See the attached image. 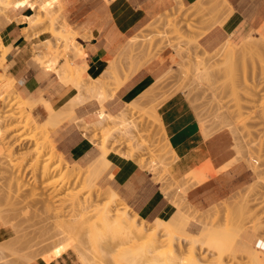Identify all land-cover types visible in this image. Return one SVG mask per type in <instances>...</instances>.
Listing matches in <instances>:
<instances>
[{
	"label": "rangeland",
	"instance_id": "rangeland-1",
	"mask_svg": "<svg viewBox=\"0 0 264 264\" xmlns=\"http://www.w3.org/2000/svg\"><path fill=\"white\" fill-rule=\"evenodd\" d=\"M95 1L98 3V0H94L93 11H97ZM101 1L108 3L109 0ZM208 1L200 0L191 7H185L178 0H174L175 3L172 8L166 9L154 17L153 15L148 17L135 29L131 30L125 37V43H123L121 49L112 57L114 58L112 62L114 61V64H116L117 70L113 71L115 73L112 72L102 77L101 88L93 93L86 92V86H90L94 82L89 78L85 80L82 69L79 70L81 78L80 74H78V78L77 73H74L77 77L75 78L73 75L71 76V71H69L70 73L66 72V68L69 70V66L65 67L67 66L65 64H74L73 61L78 56L79 45L77 46L75 43L76 33L63 17L66 11L62 6L64 0H11V7L9 8L15 7L18 3H23L28 9H33L34 15L32 18L39 22V24L33 26H30V22H28L26 23L27 28L23 30L26 41L35 39L30 42L32 43L33 61L37 62L39 60V63L37 62L39 67L41 66L43 70L55 73L62 83L72 85L77 91L76 96L62 107V110L61 108L58 109L61 111L58 115L63 114L59 118L56 115L57 117H53L55 119H51L56 122L57 119L59 120L63 116H66V118L70 116L64 121H71L74 127L83 133L84 137L92 143L94 153L91 156L88 155L85 161L79 164L69 161L56 149L53 136V132L62 121L52 127L50 125L54 124L52 120L47 119L48 121L51 120L50 124H47V120L41 122L42 117L39 113L35 114L34 119L40 121L41 125L40 122H37L39 123L38 126L33 121L29 122V129L26 131H22L19 127L14 128L19 124L16 120L1 125L0 187H2L0 188V200H4L3 198L8 195L7 186L12 175L15 178V175H18L19 181L25 184V190L21 193L22 197L17 199L18 203L15 202V205L4 203L0 205V264H29L36 259L44 260L48 255H52L51 260H53L64 253L67 264H256L253 259H255L256 256L254 255L258 251L260 252H258L259 255L257 253L259 258L256 259L257 261L258 259L261 260V262L258 261L259 264H264V239H262L264 238V57L260 60L250 55V52L245 51V45L242 44L244 38L254 39L253 42H260L264 36L253 32L239 41L228 40L229 42L225 41L215 49H206L200 44L199 39L213 26L223 25L221 21L225 20V17L231 15L230 12H232V9L227 6L228 4L224 0H216L218 2L217 6L212 5L213 0L209 1L210 3ZM9 8L6 9V13L0 15V18L5 17L4 15L7 16ZM29 12L32 14L30 9ZM52 22L55 23L56 30L69 31L67 32L69 37H73L68 38L70 42L67 41L66 44L61 38L51 37ZM42 33H44L43 36L38 38ZM228 43L233 44L234 47H231L233 51L235 50L233 53H236L232 61H229L230 59L226 60L223 54L220 55L221 49ZM3 48L4 45L0 38V77L5 80L3 84L7 88L8 86L13 88V82L7 78L5 73V59L9 48H7L8 50L5 49L7 52L2 56ZM219 49L220 51H218ZM240 49H243L246 52L245 54L249 55L243 57L242 55H245L244 51ZM238 52L239 54H237ZM240 57L245 59L242 60L243 58ZM150 62L162 64V69L154 78L153 83L130 103L116 102L115 105L109 107L106 102L113 99L114 92ZM77 71L76 66L74 72ZM157 79L159 80L156 83ZM177 93L182 94L187 100L204 137L208 138L213 134L220 133L229 141L230 151L234 153L229 166L238 162L242 163L252 174V181L248 185L204 210L195 209L186 201L185 197L186 192L191 187L205 180L206 174L211 170L210 166V170L194 172L190 176L177 178L176 173L173 172V165L175 159H177L176 154L174 151L171 152L168 147L160 149V146L163 147L166 142V137L160 117L157 118L153 115V110L158 109L163 101ZM17 95L19 98L30 102L29 104L23 103L31 108L29 109L30 114L34 113L33 109L37 102ZM103 97L105 99L102 101V105L106 114L117 116L120 113H126L125 119L128 131L125 134L113 130L115 133L112 132L113 135L106 139L105 136L102 137L104 129L91 125L96 120L97 110L100 109L97 101L103 99ZM87 102L93 105L95 113L88 119L83 117L84 122L89 127L86 125V129H81L78 117L83 115L78 114L77 110ZM133 102L135 105L139 104V106H135L132 104ZM2 110L7 114L12 112L9 107L4 108L3 106L1 114L4 113ZM109 124L113 126L112 123ZM116 127L120 130L119 126ZM3 129L4 131L7 130V133H4ZM27 131L36 134L34 140H21L27 134ZM16 133L19 134L11 138V135ZM102 139L108 141L105 142ZM44 140L61 156L67 165L79 172V175L67 179V184L63 187L60 186V176L58 174H53L50 178V180L57 182L55 197L52 199L53 205L56 210H61L67 216L63 217L62 220L70 218L67 212L71 203L69 194L75 195L80 200L84 198L94 199L96 200L94 204H102L108 200V195L105 193L108 187H105L102 182L103 173L98 178H94L90 184L83 181L84 176H87L85 173H87L88 163L100 154L105 147L104 149L107 152H103L107 153V157L113 154L120 159L133 160L141 169L152 174L153 181L159 184L162 192L174 207V212L168 217L156 219H170L174 216L175 206H177L184 215L188 216L189 222L184 225L186 232L194 235L199 234L198 239L192 245L187 238L184 240L185 237L177 228L178 231L174 230L175 233L168 234L169 237L165 233H159L163 242L158 244L157 250L152 251L153 253L150 254L148 250L144 249L149 256L145 255L146 252H143V254L141 251L139 254L135 249L129 248L131 246L129 243L122 244L123 246L115 244L113 246L111 243V248L108 238V245L100 243L99 239H97L98 245L95 242L96 247L89 243L90 249L93 246L95 253L94 250L89 251L88 243L86 248L89 250L85 252L83 250L86 249L84 247L86 245L83 244V246L80 242L82 247L78 243L83 249L82 252L86 254H84L85 256L82 255L83 253L81 254L82 258L84 257L83 259L77 253L80 247L76 250L68 249L65 252L61 249L62 253H60L59 247L62 244L57 245L56 240V250L52 248L48 253L46 252L47 254L38 253V256L30 253L27 250L28 247H31V245L36 246V243L44 241L36 242L39 237L42 238L41 234L44 232L42 230L51 229L50 231H52V228L55 229L53 220L49 222H46L47 220L41 221L45 216L43 212L40 214V204H37L39 207L36 206L38 212L34 207L35 211L32 207H27L28 201L30 202L33 199L29 197V191L34 188L37 192H40L42 188H40L41 182L34 178L29 167L30 157L24 155L32 152L36 144L39 145L38 143L41 144ZM103 142L104 145H102ZM17 143L19 145H15ZM46 145L43 150L44 153L49 154L51 150ZM160 155L161 159L159 158ZM52 189L50 188L48 191ZM123 205L128 208L131 214L136 215L120 199L116 209H122ZM36 212L40 215H37ZM136 217L138 221L145 222L149 232L153 231L152 226L156 220L149 222L140 219L137 215ZM40 221L43 222V226L46 223L45 228L40 223L38 224ZM57 228L55 231L59 232ZM47 230H45V235L43 234L44 237L48 238L49 233L54 235V232ZM237 233L238 235H236ZM234 236L236 239L231 240ZM32 238L35 239V242ZM56 239H58L57 236ZM78 239L80 238L77 236L76 241ZM250 240L254 242L252 243ZM100 241L102 242V239ZM248 243L250 250H247ZM178 244L180 245L178 246ZM101 245L104 247H101ZM180 246L181 249H178ZM250 246L252 247L250 248ZM135 247L137 249L139 246ZM191 248L194 253L190 252ZM105 249L109 251L105 253ZM251 249L253 252H251ZM57 250H59L58 253ZM131 250L135 252H129ZM173 251H176L179 256L175 262L171 260L170 256L174 253ZM249 251L253 254L256 252L251 256L252 254H249ZM56 253L57 255H55Z\"/></svg>",
	"mask_w": 264,
	"mask_h": 264
},
{
	"label": "crops",
	"instance_id": "crops-1",
	"mask_svg": "<svg viewBox=\"0 0 264 264\" xmlns=\"http://www.w3.org/2000/svg\"><path fill=\"white\" fill-rule=\"evenodd\" d=\"M197 1L178 0L185 7H191ZM225 1L232 9L231 15L223 25L210 28L199 39L200 44L212 50L225 41L236 42L253 32L264 36V0ZM95 2L97 11H93L94 0H64L62 4L66 9L63 17L77 35L75 43L84 50L83 57L76 63L85 66V80L96 79L105 73L131 30L148 17L172 8L175 3L174 0ZM30 15L29 9L23 3H18L9 8L7 16L4 15L6 18H0V38L2 44L9 48L5 73L13 82L17 94L33 102L46 101L58 110L67 105L77 91L72 85L62 83L55 73L43 70L33 61L30 42L35 39L26 41L23 30L27 24L22 20ZM161 69V63H148L123 83L106 104L110 107L116 102L130 103L153 83ZM22 100L25 104L30 103ZM156 111L165 137L177 157L173 165L176 177L183 178L208 170L209 166L211 168L203 182L186 192V201L195 209H207L252 181V174L242 163L227 165L234 153L230 151L226 137L220 133L204 137L194 112L182 94L169 97ZM77 112L85 119L95 113L89 102L78 108ZM53 136L56 149L71 162L79 164L94 153L92 143L69 120H63ZM108 158L110 166L103 172V184L140 219L152 222L156 218L168 217L174 211L159 184L153 181L151 173L141 169L133 160L120 159L113 154ZM64 254L49 262L36 259L29 264H67Z\"/></svg>",
	"mask_w": 264,
	"mask_h": 264
},
{
	"label": "bare ground",
	"instance_id": "bare-ground-1",
	"mask_svg": "<svg viewBox=\"0 0 264 264\" xmlns=\"http://www.w3.org/2000/svg\"><path fill=\"white\" fill-rule=\"evenodd\" d=\"M209 1H211V0H209ZM213 1L211 2L212 5L217 6L218 5V2H217L218 0L217 1L215 0L216 3H215V1L214 2ZM10 2H11V0H0V15H3L4 13H6V9L11 7ZM29 9L32 11V14L30 16H27V17L23 18L22 20L25 21L26 23L30 22V26L39 24L38 21H36L35 19L32 18L33 15H34L33 9L32 8H29ZM231 13L232 12H230V14ZM225 16H227V15H225ZM229 16L230 15H228L227 17H229ZM227 17H225V20L221 21L222 24H224L228 20ZM19 23H22V22H19ZM21 26H23V25H21ZM67 32H69V31H66V30L64 31L63 29L62 30H56L55 23H53V22L51 23V29H50L51 37L57 38V39L61 38L66 43L67 41H69L68 38L69 39L73 38L71 36L69 37V34ZM243 40H244V42L242 44L245 45L244 47L246 48L245 51H247V53L250 52V55L255 56L256 58H258L260 60L262 59V57H264V38H262V41H260V42H258V41H256V42L254 41L253 42L254 39L253 40H249L247 38H244ZM231 46H233V44L232 45L230 43L225 44V47L223 49L220 48L221 49V54L219 53L220 55L223 54L226 60L230 59L229 61L234 60V55L236 54V53L235 54L233 53L235 50L233 51ZM7 48L8 47L4 46V48H3L4 52L2 53V56L4 55L5 52H7V51H5V49H7ZM220 49L218 51H220ZM241 51H244V50L242 49ZM245 51H244V54L246 53ZM0 52H1V50H0ZM237 54H239V52ZM83 55H84V50L82 49L81 46H79L78 56L75 58V60L71 57L74 60L73 61V63H74L73 65L74 66L72 64H70V63L65 64V65H67L65 67L69 66V70H68V68H66L67 69L66 72L71 71L72 72L71 76L73 75L75 77V74L77 73L76 76L78 77V74H80V78H81V72L79 70L82 69L85 72V66H81V65L76 63V61L78 59L82 58ZM247 55H249V54H245V55H242V56L243 57L244 56L247 57ZM244 59L245 58H243L242 60H244ZM37 62L39 63V60H37ZM75 65L77 66V69H78L77 72H74L76 70V66ZM116 70H117V66H116V64H114V61H113V62H111L109 64V66H108L107 70L105 71L104 75H102V76H100V77H98L96 79L89 78L94 83H91L90 86L89 85L86 86V88H85L86 92L96 93L101 88V85H102L101 83L103 82V81H101L102 77H104L105 75L107 76L108 74H110V73H112L113 71H116ZM78 72H80V73H78ZM113 73H115V72H113ZM77 77H75V78H77ZM159 79L156 80V83H157V81ZM4 81L5 80L3 78L1 79V77H0V112H1V109H2L3 106H4V108L9 107L10 109H12V112L7 114L6 112H4L2 110L4 113L3 114L0 113V129L2 127L1 125H4V123H6L8 121H15L16 120V121L19 122V124L14 126V128L19 127L22 131H26V130L29 129V122L33 121L34 124L36 126H38L39 123H37V122H40V121L42 122L43 120L45 122V120H47V119L48 120L51 119V118L55 119V118H53L54 116L57 117L56 115H58L60 110L54 109L48 102L43 101V100L40 103L37 102V105H35L34 109H33V111H35V112L30 114V110L29 109H31V108L26 106L23 103V101L18 97V95H17L16 91L14 90V88H11V86L10 87L8 86V88H7V86L3 84ZM156 83H155V86H156ZM8 92H10V93H8ZM146 93H144V94H146ZM104 99H105V97H103V99H100L99 101H97L98 102V107L100 109L97 110L98 112H96V115H97L96 120L91 125H93V127H98V128L101 127L102 129H104L103 130L104 134H102V137L105 136L104 138H106V139H109L107 137H109L110 135H113V133L117 132V130H118V132L120 131L121 134H125L128 131V128L126 126L127 125L126 124V119H125L126 113H124V114L120 113L117 116H110V115L106 114L104 112V110H103L104 108L102 106V101ZM132 104H134V102ZM137 105L139 106V104H137ZM137 105H135V106H137ZM38 108H40L41 111ZM61 110H62V108H61ZM36 113H39V115H41L42 120L36 121L34 119V116H35ZM60 113H61V111H60ZM62 114H59L58 118ZM86 115H85V117H86ZM153 115H155L157 118H159V115L157 114V111L155 109L153 110ZM64 119H66V116L61 117V119H59V120L57 119L56 122H55V120H52V123H54V124H50L51 120L50 121L47 120V124L49 123L52 127H53V125L55 127V125H58ZM78 119H79L78 123L80 124L81 129H86L87 127H89V125H87L84 122L83 116H79ZM41 122H40V125H41ZM109 123H112L113 126H111ZM86 125H87V127H86ZM116 126H119L120 130ZM3 131H4V129H3ZM4 133H7V130H5ZM18 134L19 133L11 135V138H14ZM2 135H3V133H2ZM34 136H36V134L34 135V134H31L29 131H27V134L24 135V137L21 140H23V141L24 140L31 141V140H34ZM106 139H104V140L102 139V140L107 142L108 140H106ZM38 144L39 145L36 144V146L33 148L32 152L27 153V155H26V153H25V155L23 154L24 156H29L30 157V159H31L30 162L31 163L29 162L30 163L29 167L32 170L34 178L41 182L40 183L41 184L40 188H42L40 192H37L34 188L29 191V197H31L33 199L30 200V202L28 201L29 204L27 203V207L36 208V206H38L40 204V206H41L40 207V210H41L40 214H42V212H43V214L45 216V218L43 220H41V221H46L47 220L46 222H49L50 220H53V223H55V224H53V225H55V229L52 228V231H50L51 229L50 230L49 229L48 230L45 229V230L50 231V232H54V235H56L58 237V239H56V236H54L53 233L51 235L49 232H46L47 234L49 233L48 238L44 237L43 234L45 235V230H42V231H44L41 234L42 238L40 239V237H39L40 240L38 239L36 242H40L41 240H44V241H42L41 243H36L37 244L36 246H32L31 245V247H28L29 246V244H28V246H27L28 249L27 250L30 253H32V254H34L36 256H38V253L39 254H41V253L42 254L43 253L47 254L49 252V250H51L52 248H53V250H56L55 247L57 245H59V243H60V245L62 244V246H60V247L58 246L60 248L59 249L60 251L57 250V253H58V251L60 253H62V251L65 252L68 249H72V250L75 249L76 250L77 248L80 247L79 244L81 245V243H82V245L83 244L86 245L88 243L87 244L88 247H89V243H90V245H93V246L95 245L94 247H96L98 245L97 244V241H98L97 239H99V242L102 243V244H105V245L106 244L108 245V242L110 241L109 242L110 243L109 246H111V248H112L111 243L113 244V246H114V244L115 245H119V246L120 245L123 246L122 244H128L129 243V245H131L129 248L135 249V251L136 252L138 251L139 254H140L141 251H142L141 253H143V252L145 253L146 251H144V249L148 250V252L151 254V253L155 252V250H157L156 248H158L157 247L158 244L163 242V240H161V238L159 236V233L160 234L161 233H165L166 235H168V234L172 235L173 232L175 233V231L179 230V232L181 231V234L185 237L184 240H186V238H187L190 241V243H192V245L196 241V239H198L197 236L199 234L198 235H194V234H189L188 232H186V230L184 228V225L188 224V222H189L188 216L184 215L183 212H181V209H178L177 206H175L176 210H175L174 216H172L170 219H168V220L155 219L156 221L154 222V225L152 226L153 231L149 232V230L146 228L147 225L145 224V222L142 221V220L138 221L136 215L131 214L126 206L123 205L122 209H119V210L116 209L117 204L119 202V198L117 197V195L113 191H111L108 188H106L107 190H105V193L108 195V200L104 201L102 204H94V201H96V200L89 199V198H84V199L80 200L75 195L69 194V196L71 198L70 199L71 203H70L69 211H67V212H68V215H70V218L62 220L63 217H67V216H65L62 213L61 210H59V211L56 210L55 209L56 207H54V205H53L52 199H54V197H55V187H56L55 185H56L57 182L55 180H50V178H52L51 176L53 174H58L60 176V186L63 187V186H65L67 184V179H69V178H71L73 176L75 177L76 175H79V172L75 171V169H73V167L71 168L69 165H67L63 161V159L58 156V154L55 152V150L49 145V143L46 140H44L41 144L40 143H38ZM46 144H48V145H46ZM15 145H19V143L15 144ZM45 145H46L47 148H49L51 150V153H49V154L44 153L43 149H44ZM102 145H104V142L102 143ZM165 147H168V149L171 152H173V150H172L169 142L167 141V139H166V142L163 144V147L160 146V149H163ZM100 148L102 149L103 147H100ZM104 148H103V150H101L100 154H98L97 156H95L93 158V160L91 159L90 163H88V167L86 166L87 167V170H86L87 173H85V174H87V176H84L85 179H83V181L86 182L87 184H90L93 181L94 178L96 179L99 176H101V174L105 171V169L110 166V159L107 157V155H106L107 153L103 152V151L107 152V150H105ZM160 157H161V155L159 156V158ZM221 170H222V168H221ZM12 174H13V172H12ZM15 176H16V178L13 177V175H12V177L10 179V182H9V184L7 186L8 187V189H7L8 190V195H6V197L3 198L4 200H2V199L0 200V205L3 204V203L4 204L15 205V202L18 203L17 199L19 197H22L21 193L25 190L24 189L25 184H23L22 182L19 181V178H17L18 175H15ZM81 176H82V174H81ZM44 182H46V183H44ZM3 186H5V185H3ZM50 188H53V189L51 191H48ZM27 193H28V191H27ZM4 194H6V193H4ZM34 196H35V198H34ZM37 210L38 209L36 208V211ZM33 211H35V209ZM40 214L37 213V215H40ZM41 221L38 222V224L40 223L41 226H43L42 225L43 222H41ZM51 222H50V224H52ZM45 224H44V226H45ZM56 227H58L57 230L59 232L55 231ZM46 228H47V225H46ZM176 228L178 230H176ZM41 229H42V227H41ZM84 230L85 231L87 230L86 233H85ZM79 232H80V234H79ZM237 232H238V230H237ZM235 233H236V231H235ZM47 234H46V236H47ZM85 234H87V235L85 236ZM94 234H95V237H94ZM169 235H168V237H169ZM236 235H238V233ZM38 236H39V233H38ZM51 236H53L54 239ZM77 236H78V238H80L82 240L78 239L79 241L77 240L78 241L77 242L76 241ZM86 237L87 238L89 237V238L87 239ZM35 238H37V237H35ZM45 238H47V239H45ZM107 238L109 239V241H107ZM101 239H102V242L100 241ZM235 239L236 238L234 236L231 240H235ZM262 239H264V238H262ZM262 239H260V240H262ZM55 240L57 241V245H56V241ZM254 240H255V238H254ZM256 240H257V238H256ZM33 241L35 242V239H33ZM90 241L91 242L94 241V242L91 243ZM140 241H142V242H140ZM250 241H249V243L253 246L252 243L254 241L253 242L251 241L252 243ZM95 242H96L97 245L95 244ZM249 243L247 244V246L249 245ZM87 245L84 246V247L86 248ZM179 245L180 244H178V246ZM93 246H91L92 250L90 249V247H89L90 250L88 248H86L87 250L85 248H84L85 250H83V249H81L82 247H80L79 250H77L78 251L77 253L80 254V256H81L82 253H83L82 255L85 256L86 254L84 252L88 251V250L89 251H93L94 250V253H95V249H93L94 248ZM102 246L103 245H101V247ZM135 246H139L138 248H140V247H142V248H140V250H138V248L136 249ZM252 246H250V248ZM61 249H62V251H61ZM178 249H181V246ZM248 249H249V246L247 247V250ZM82 250L84 252H82ZM128 250H130V249H128ZM102 251H104V250H102ZM108 251H106V249H105V253L108 252ZM126 251H127V249H126ZM126 251H124V252H126ZM135 251L131 250L129 252L134 253ZM148 252H146L145 255H148ZM173 252H172L173 254H171L170 256H171V260L173 262H175L178 259L179 256L176 253V251H173ZM190 252L194 253L192 248L190 249ZM251 252H253L252 249H251ZM251 252L249 254H252L251 256H253L256 251L254 252V254L251 253ZM258 252H256V254L254 255V256H256L255 259L252 258L253 260H255L254 262L256 264H259L258 261L261 262L260 259H258V261L256 259V258H259L258 255H259L260 252L259 253ZM57 253L55 255H57ZM257 253H258V255H257ZM127 254L131 255V253H128V252H127ZM135 254H133V255H135ZM98 256H100V255H98ZM51 257H52V255L51 256L48 255L44 259V261H46V262L47 261L48 262L51 261ZM81 258H82V256H81ZM253 260H252V262H253ZM98 262L100 263V261H98Z\"/></svg>",
	"mask_w": 264,
	"mask_h": 264
}]
</instances>
